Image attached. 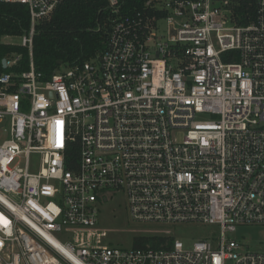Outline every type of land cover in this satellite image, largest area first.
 <instances>
[{
	"label": "built area",
	"instance_id": "1",
	"mask_svg": "<svg viewBox=\"0 0 264 264\" xmlns=\"http://www.w3.org/2000/svg\"><path fill=\"white\" fill-rule=\"evenodd\" d=\"M2 1L26 5L30 28L29 68L0 72V264H264L227 238L264 224V0H147L129 13L109 0L104 50L49 76L34 67V27L63 0ZM110 191L140 224L218 225L217 245L122 248L103 232L90 243Z\"/></svg>",
	"mask_w": 264,
	"mask_h": 264
},
{
	"label": "trees",
	"instance_id": "2",
	"mask_svg": "<svg viewBox=\"0 0 264 264\" xmlns=\"http://www.w3.org/2000/svg\"><path fill=\"white\" fill-rule=\"evenodd\" d=\"M121 12L129 13L144 6L147 0H121ZM109 0H63L48 18L40 19L34 27L32 59L37 71L46 76L55 70L81 63L97 56L106 47L112 14ZM30 16L26 5L0 0V72L20 73L29 68L28 48L20 44L3 43L5 36H22L29 31ZM19 54L12 67L2 68L3 58ZM61 61L62 64L58 62ZM78 158L76 142L66 150V167L73 168ZM173 237H135L132 247H169ZM157 239V240H156Z\"/></svg>",
	"mask_w": 264,
	"mask_h": 264
},
{
	"label": "rangeland",
	"instance_id": "3",
	"mask_svg": "<svg viewBox=\"0 0 264 264\" xmlns=\"http://www.w3.org/2000/svg\"><path fill=\"white\" fill-rule=\"evenodd\" d=\"M2 42L19 44L21 36H5ZM8 137V125L4 122L0 127V142ZM97 229L100 231L92 235L90 243H95L97 235L103 232L105 236L101 237V240L104 243L110 242L111 245L122 248L132 247L135 237L178 238L186 248H190L199 239H208L216 246L220 236L218 225L189 223L166 226L135 222L130 218L126 196L122 191H110L107 201L100 204ZM56 235L61 241L78 239V233L73 231H63ZM84 237L86 238V235ZM227 238L237 241L240 251L264 253V224L238 225L234 231L227 234Z\"/></svg>",
	"mask_w": 264,
	"mask_h": 264
},
{
	"label": "water",
	"instance_id": "4",
	"mask_svg": "<svg viewBox=\"0 0 264 264\" xmlns=\"http://www.w3.org/2000/svg\"><path fill=\"white\" fill-rule=\"evenodd\" d=\"M59 64H62L61 61L58 62ZM2 66L5 67V59L2 60Z\"/></svg>",
	"mask_w": 264,
	"mask_h": 264
}]
</instances>
